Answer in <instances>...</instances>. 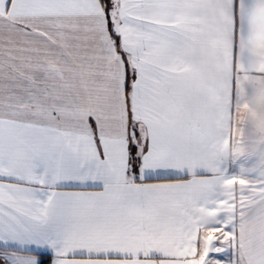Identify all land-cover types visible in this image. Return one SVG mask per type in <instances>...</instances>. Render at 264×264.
<instances>
[{
  "label": "snow or ice",
  "instance_id": "1",
  "mask_svg": "<svg viewBox=\"0 0 264 264\" xmlns=\"http://www.w3.org/2000/svg\"><path fill=\"white\" fill-rule=\"evenodd\" d=\"M0 264H264V0H0Z\"/></svg>",
  "mask_w": 264,
  "mask_h": 264
}]
</instances>
